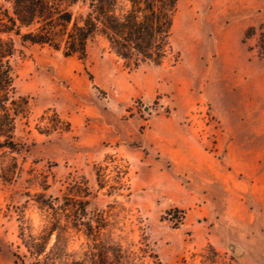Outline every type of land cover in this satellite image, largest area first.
<instances>
[{
    "label": "rangeland",
    "instance_id": "obj_1",
    "mask_svg": "<svg viewBox=\"0 0 264 264\" xmlns=\"http://www.w3.org/2000/svg\"><path fill=\"white\" fill-rule=\"evenodd\" d=\"M237 3L179 0L171 38L174 58L179 56L175 65L172 57L130 69L99 36L89 42L85 62L17 41L11 63L18 91L30 98V114L16 133L29 151L20 157L17 180H0V264L35 262L24 242L38 237L49 218L37 194L62 197L70 173L88 180L87 209L106 217L105 238L121 245L125 264H156L155 255L162 264H241L238 252L214 257L204 251L208 245L194 246V231L202 239L205 234L199 220L205 200L200 183L183 176L185 143L223 162L218 139L226 128H236L239 120L255 133L264 128V59L242 43L249 26L264 24V0ZM256 42L257 36L248 44ZM48 108L70 122V131L38 132ZM107 154L129 165V189L122 194L98 185L96 164H106ZM105 172L114 176L112 168ZM188 207L197 212L191 225ZM93 247L73 233L64 258L94 264Z\"/></svg>",
    "mask_w": 264,
    "mask_h": 264
},
{
    "label": "trees",
    "instance_id": "obj_2",
    "mask_svg": "<svg viewBox=\"0 0 264 264\" xmlns=\"http://www.w3.org/2000/svg\"><path fill=\"white\" fill-rule=\"evenodd\" d=\"M178 5L179 0H0V180L4 184L17 180L23 170L20 157L24 159V152L29 151L16 133L19 121L30 114V98L18 91L11 63L17 41L23 46H48L85 62L89 42L99 36L126 67L137 69L146 63L159 66L174 58L171 38ZM255 36L257 42L252 47L248 41ZM242 43L264 59V24L249 26ZM178 61L179 56L172 65ZM85 69L93 82V74ZM70 128V122L53 108L46 109L36 124L38 132L45 135ZM121 160L107 154L106 164H96L100 188L108 186L121 194L129 189V165L121 164ZM109 168L114 176L106 174ZM82 179L70 173L68 192L62 197L37 194L49 218L38 237L29 236L24 242L35 257L33 264H85L64 258L73 233H81L93 242L97 250L94 264H125L121 245L105 238L106 217L87 209L92 192L88 180L84 176ZM53 236L54 244L47 250ZM207 249L214 257L218 255L211 245L204 251ZM154 257L156 264H162L157 255Z\"/></svg>",
    "mask_w": 264,
    "mask_h": 264
},
{
    "label": "crops",
    "instance_id": "obj_3",
    "mask_svg": "<svg viewBox=\"0 0 264 264\" xmlns=\"http://www.w3.org/2000/svg\"><path fill=\"white\" fill-rule=\"evenodd\" d=\"M218 147L223 162L201 146L184 144L183 176L200 183L205 200L199 216L205 234L202 239L195 230L193 244L238 252L241 264H264V128L255 133L239 120L236 128H226ZM196 213L187 208L186 224L197 219Z\"/></svg>",
    "mask_w": 264,
    "mask_h": 264
}]
</instances>
